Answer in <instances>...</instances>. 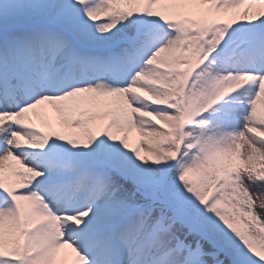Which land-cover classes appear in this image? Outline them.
I'll use <instances>...</instances> for the list:
<instances>
[{"label": "snow or ice", "instance_id": "obj_1", "mask_svg": "<svg viewBox=\"0 0 264 264\" xmlns=\"http://www.w3.org/2000/svg\"><path fill=\"white\" fill-rule=\"evenodd\" d=\"M0 264H264V0H0Z\"/></svg>", "mask_w": 264, "mask_h": 264}, {"label": "rangeland", "instance_id": "obj_2", "mask_svg": "<svg viewBox=\"0 0 264 264\" xmlns=\"http://www.w3.org/2000/svg\"><path fill=\"white\" fill-rule=\"evenodd\" d=\"M139 138V134H138V132H136V131H133L131 134H130V141H135V140H137Z\"/></svg>", "mask_w": 264, "mask_h": 264}, {"label": "bare ground", "instance_id": "obj_3", "mask_svg": "<svg viewBox=\"0 0 264 264\" xmlns=\"http://www.w3.org/2000/svg\"><path fill=\"white\" fill-rule=\"evenodd\" d=\"M139 134V133H138Z\"/></svg>", "mask_w": 264, "mask_h": 264}]
</instances>
